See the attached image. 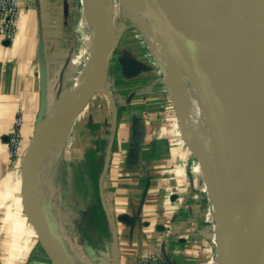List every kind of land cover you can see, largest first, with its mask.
I'll return each mask as SVG.
<instances>
[{"label": "crops", "instance_id": "obj_1", "mask_svg": "<svg viewBox=\"0 0 264 264\" xmlns=\"http://www.w3.org/2000/svg\"><path fill=\"white\" fill-rule=\"evenodd\" d=\"M19 1L16 37H0V264H53L26 215L23 153L11 154L9 136L24 116V147L35 137L42 60L48 113L65 84L70 6ZM123 49L118 40L105 87L76 114L62 150L40 164L44 217L74 264H137L163 251L176 264H216L206 183L168 84L147 55Z\"/></svg>", "mask_w": 264, "mask_h": 264}, {"label": "water", "instance_id": "obj_2", "mask_svg": "<svg viewBox=\"0 0 264 264\" xmlns=\"http://www.w3.org/2000/svg\"><path fill=\"white\" fill-rule=\"evenodd\" d=\"M138 1L148 8V13L145 16L169 58L177 62L192 80L200 79L219 87L220 80L213 74L205 72L189 57L200 42L197 40L195 42L180 40L174 37L167 28L166 17L159 15V12L172 4L174 0ZM230 1L236 7L235 19L220 13L216 6V0H191L197 13L213 32L228 37L250 40L254 44L245 63L239 66L220 40L210 35L203 38L220 55L228 66L230 74L228 86L226 90H222L224 93L220 102L224 143L221 147L222 152L217 169L204 148L190 143L181 112L175 104L174 106L178 110L184 129L183 137L194 150L204 172L215 222L216 264H250L249 260L235 249L236 239L243 232L253 234L257 249L256 264H264V0ZM178 7L180 6L178 5ZM106 30L108 43L98 62L94 76L95 81H105V84L110 61L119 40L113 9L107 14ZM45 79L46 71L42 60V93L37 127L48 116ZM169 90L172 97L170 87ZM33 140L34 137L30 144ZM30 144L23 163L31 151ZM236 176L240 177L241 187L237 194L239 217L234 220L228 211L223 210L221 191L222 186ZM23 182L25 212L45 252L53 264H74L61 250L45 217L38 213L33 205L34 197L26 187L24 172ZM100 182L102 184L103 178ZM162 257L167 264H176L166 251L162 252Z\"/></svg>", "mask_w": 264, "mask_h": 264}, {"label": "bare ground", "instance_id": "obj_3", "mask_svg": "<svg viewBox=\"0 0 264 264\" xmlns=\"http://www.w3.org/2000/svg\"><path fill=\"white\" fill-rule=\"evenodd\" d=\"M116 4L115 15L121 17L127 24L139 27L149 39L151 48L164 70L165 81L172 90L171 98L183 117L190 143L204 148L217 169L224 143L220 102L224 93L222 90H226L230 74L226 63L203 38L210 35L220 40L239 66L245 63L249 51L254 46L253 42L213 32L197 13L191 0H174L161 10L159 15L166 17L167 28L174 37L200 42L189 57L205 72L213 74L220 80L219 87L200 79H193L192 83L188 84L183 68L169 58L146 18L148 8L138 0H119L118 6ZM81 5L79 21L81 34L76 39L74 50L76 65H80L84 60L86 64L81 70H76L74 66L69 69L53 109L37 127L34 140L30 144L31 151L24 161L26 187L33 194V205L43 216L40 164L51 156L54 150H62L74 116L82 109L93 91L105 87V81H95L94 76L108 43L106 19L114 7V0H81ZM216 6L222 15L231 19L236 18V7L232 1L216 0ZM72 81L73 85L70 83ZM194 119L199 121L200 126L194 123ZM240 187V177L236 176L225 183L221 191L223 210L228 211L234 220L239 217L237 194ZM235 249L246 257L250 264H256L257 249L251 232H243L237 237Z\"/></svg>", "mask_w": 264, "mask_h": 264}, {"label": "rangeland", "instance_id": "obj_4", "mask_svg": "<svg viewBox=\"0 0 264 264\" xmlns=\"http://www.w3.org/2000/svg\"><path fill=\"white\" fill-rule=\"evenodd\" d=\"M116 3L119 4V0H114V7H113L114 22H115L116 30L118 33V39H119V41H121L122 46H124L123 50L127 51L128 54L136 52V53H139V55H142L143 53L145 55H147V57H149L150 60L156 64V67H157L156 70H158L159 75H161L164 79L165 78L164 77V71H163V69L159 63V60L157 59V57L155 56V54L151 48L149 39L146 37L144 32L139 27H137L136 25H129L126 22H124L121 17H119L118 15H115V12H116L115 11L116 10L115 4ZM118 4H116V5L118 6ZM69 6H70V8H69L70 9V24L72 27V31L70 34L71 36L69 38V41H70L69 42L70 59H69L68 65L66 66V74L67 75L69 73V69L72 66H74L76 70H81L86 64V61L84 60L83 63H81L80 65H76V53L74 50L75 44H76V39H77L78 35L81 34V31L79 29V21H80V16H81V7H82L81 0H69ZM113 58H114V54L111 58L110 64L113 62ZM183 74H184V77L186 78L187 83L191 84L192 78L185 71H183ZM70 83L73 85L74 82L72 81ZM172 103H173V100H172ZM174 108H173V111L175 112V114L178 113L177 108L176 107H174ZM198 122H199L198 120L194 119V123H196L197 126H200ZM180 124H182L181 120H180ZM181 132H182V134H184V129H183L182 125H181ZM186 142H187V140H186ZM191 144L195 145L192 142H191ZM28 148H29V145L25 144V147H24L25 150L23 151V156L21 157L22 162L24 160V156H25ZM190 148H191V146H190ZM191 150H192V154L194 156L195 162H196V164H195L196 173L195 174H197V176H199L200 178L204 179V174H203L204 172H203V170L199 164L198 158H197L194 150L192 148H191ZM46 163H47V161L44 163V165H42V168H43L42 171L44 173L47 171ZM56 169H57V167H55L54 171H52L51 174L49 175V177H50L49 179H51V181L53 179L56 180V177H57L56 173L58 172L57 171L58 169L57 170ZM205 196L207 198V204L209 206V213L212 216V219H211L212 220V228H213L214 233H215V222H214V217H213L212 211H211L210 197H209V192L207 190V187H206V195ZM32 228H33V226H32Z\"/></svg>", "mask_w": 264, "mask_h": 264}, {"label": "built area", "instance_id": "obj_5", "mask_svg": "<svg viewBox=\"0 0 264 264\" xmlns=\"http://www.w3.org/2000/svg\"><path fill=\"white\" fill-rule=\"evenodd\" d=\"M21 15L19 0H0V37L11 41L16 37ZM24 116L17 119L16 127L9 136L10 150L13 156L24 151V138L21 126ZM137 264H167L160 253H151L138 258Z\"/></svg>", "mask_w": 264, "mask_h": 264}]
</instances>
